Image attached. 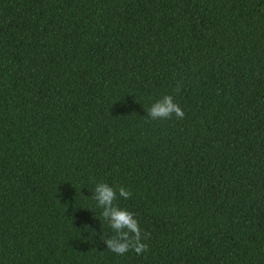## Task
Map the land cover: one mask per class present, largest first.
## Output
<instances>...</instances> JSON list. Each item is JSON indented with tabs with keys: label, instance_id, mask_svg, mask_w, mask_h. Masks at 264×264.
<instances>
[{
	"label": "trees",
	"instance_id": "trees-1",
	"mask_svg": "<svg viewBox=\"0 0 264 264\" xmlns=\"http://www.w3.org/2000/svg\"><path fill=\"white\" fill-rule=\"evenodd\" d=\"M0 264H264V0H0Z\"/></svg>",
	"mask_w": 264,
	"mask_h": 264
},
{
	"label": "clouds",
	"instance_id": "clouds-1",
	"mask_svg": "<svg viewBox=\"0 0 264 264\" xmlns=\"http://www.w3.org/2000/svg\"><path fill=\"white\" fill-rule=\"evenodd\" d=\"M180 89L181 85L177 82L175 91L178 93ZM185 115L183 107L171 94L162 96L147 110V116L152 120H166L173 117L182 120ZM131 195V191L124 186L114 188L107 182L97 183L93 189L92 198L102 209L103 218L116 233L115 236L105 240L107 249L117 255H123L129 250L140 255L149 250V244L144 241L150 238L151 233L141 229L133 212L116 203L118 196L126 200Z\"/></svg>",
	"mask_w": 264,
	"mask_h": 264
}]
</instances>
